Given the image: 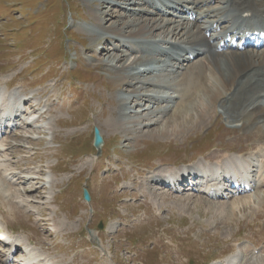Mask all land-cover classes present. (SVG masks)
<instances>
[{"label": "rangeland", "instance_id": "rangeland-1", "mask_svg": "<svg viewBox=\"0 0 264 264\" xmlns=\"http://www.w3.org/2000/svg\"><path fill=\"white\" fill-rule=\"evenodd\" d=\"M114 3L119 6L116 0H0V88L20 93L27 113L40 114L28 123L20 117L19 128L0 139L1 154L8 153L4 168L17 173L8 176L11 185L0 182V192H13L10 200L0 193V229L14 232L21 246L31 242L54 264H211L244 245L258 253L264 246L261 207L232 213L228 204L226 213L217 212L215 203L227 199L186 186L167 190L161 180L178 167L215 163L227 151L254 157L262 135L232 122L220 101L199 121L191 110L189 122L168 133L147 121L141 110L146 101L134 114L140 101L131 94L132 71L121 69L128 38L115 40L111 35L123 37L95 22L97 15L111 18L114 12L112 20L124 19ZM156 5L143 6L140 15L120 12L150 19ZM154 33L151 38L162 37L161 30ZM171 101L169 112L181 103ZM162 102L146 104L158 109ZM169 112L155 115L167 118ZM95 127L105 138L100 154Z\"/></svg>", "mask_w": 264, "mask_h": 264}, {"label": "bare ground", "instance_id": "bare-ground-1", "mask_svg": "<svg viewBox=\"0 0 264 264\" xmlns=\"http://www.w3.org/2000/svg\"><path fill=\"white\" fill-rule=\"evenodd\" d=\"M100 1L110 3L114 0ZM158 2L157 4H164V6L169 3L171 7H168L165 12L156 11L154 8L149 10V13L154 15L150 19L127 15V13L120 12V8H125L130 14L140 15L145 11L143 6H154L155 0H116L119 5L114 3L118 7L115 8L118 11L117 16H124V19L112 20L115 12L111 14V18L106 17L108 15L101 17L97 15L95 19L96 26L100 30L102 29L101 31L123 37L120 39L111 35L112 38L114 37L113 39L123 41L124 37L128 38L125 42L130 46H128V60L121 66V69L132 71L131 77H128L132 78L131 81L128 80L132 87H136L139 82H142L140 83L141 88L133 87L131 90L134 98L137 97L140 101L134 107L135 110L131 109V111H134L135 114L140 109L139 105L142 101H146V103H150L152 100L166 102H162L166 105L161 103L158 109H154V105L149 107L145 103L141 110L147 111L145 117L148 119L147 121L161 124L158 131L168 133L181 128L182 123L189 122L191 110L197 112V121H199L212 104L220 101L232 122L247 130L257 129L262 135L259 152L257 155L255 154L256 158L248 159L240 153H228L227 151V154L225 152V155L213 164L178 167L172 172L182 175L184 170L198 172L200 168L216 169L217 176L210 179L218 177L217 180L221 181L223 178V173L220 174L221 171H230L235 169L239 163L247 162V171H252V179L248 181L249 191L239 192L240 189H246L245 186H241L233 196L228 195L229 202L216 201L214 208L217 212H224L229 204L231 212L234 213L235 209L241 206L246 207L254 204L264 210V48L260 50L250 46L244 48L230 46L226 50L220 49L222 41L228 44L226 42L228 37L234 39L239 34L237 29H248L254 23L264 26V0H158ZM156 16H162V18H155ZM157 29L162 31V37L151 38ZM179 36L181 38L177 40ZM237 41L242 42L241 36ZM126 44L124 45L126 46ZM155 45H160L159 56L150 58L148 56L155 53ZM173 54H177V56L174 57ZM168 55H170L169 58ZM192 55H196L197 58L192 59ZM110 61L112 62V60ZM120 72L118 73L120 74ZM136 75H140V77ZM169 75L170 77H168ZM132 80H137L138 83H134ZM142 88H147V90L144 91L145 89ZM153 88L157 92H151ZM20 98V93L18 94L16 91L9 93L0 88L1 133L7 131L12 120L14 122L18 120V116L14 117L13 115ZM129 99V97H123L122 101L128 104ZM175 99H180L181 103L174 106L172 111H167L168 104L173 102L170 100ZM131 107L127 105V111ZM156 112L158 114L169 112V114L167 118H164V116L155 115ZM137 113L139 112L137 111ZM47 128L53 130L50 125ZM2 151L3 149L0 147L2 156V158L0 157V171H5L4 173L0 172L2 173L0 182L4 185L8 182L11 185L12 182L8 176L17 173L4 168L7 162L5 157L8 153L1 154ZM22 182L24 181L20 179L15 180V184ZM151 182H157V179L153 178ZM197 185H200L198 188L196 187L198 193L203 196H214V193H207L209 184L204 185L197 181ZM8 191L9 188H3L0 193L5 198H12L13 196L10 194L13 192L9 193ZM19 193L17 194L20 197L16 202H24V196L22 198ZM237 193L239 195H236ZM4 230L9 231L7 228ZM90 235L96 236L92 230H90ZM11 237L16 241L13 246L20 244L21 240L16 234L13 233ZM25 248L27 254L21 259L23 264L53 263L44 252L31 242L25 244ZM14 258L13 248H8L6 258H0L2 261L0 264H11V260ZM211 264H264V246L256 254L251 251L249 246L244 245L224 260Z\"/></svg>", "mask_w": 264, "mask_h": 264}, {"label": "water", "instance_id": "water-1", "mask_svg": "<svg viewBox=\"0 0 264 264\" xmlns=\"http://www.w3.org/2000/svg\"><path fill=\"white\" fill-rule=\"evenodd\" d=\"M103 142H104V139H103V136L101 134L100 129L98 127H95L94 144L97 147V149H98L99 152L101 151V147H102ZM84 194H85V198L87 200H89L90 199V194H89V192H88L87 189L84 191Z\"/></svg>", "mask_w": 264, "mask_h": 264}]
</instances>
